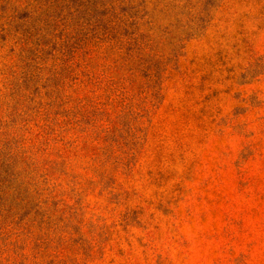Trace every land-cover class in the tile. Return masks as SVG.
Segmentation results:
<instances>
[{"label":"rangeland","instance_id":"rangeland-1","mask_svg":"<svg viewBox=\"0 0 264 264\" xmlns=\"http://www.w3.org/2000/svg\"><path fill=\"white\" fill-rule=\"evenodd\" d=\"M0 264H264V0H0Z\"/></svg>","mask_w":264,"mask_h":264}]
</instances>
